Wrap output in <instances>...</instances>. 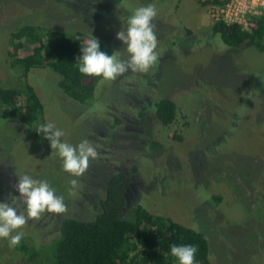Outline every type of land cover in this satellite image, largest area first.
Returning <instances> with one entry per match:
<instances>
[{
	"label": "rangeland",
	"instance_id": "1",
	"mask_svg": "<svg viewBox=\"0 0 264 264\" xmlns=\"http://www.w3.org/2000/svg\"><path fill=\"white\" fill-rule=\"evenodd\" d=\"M147 4L157 8L158 38V60L147 73L129 70L101 82L94 101L80 105L57 88L55 73L31 72L46 122L63 131L62 142L78 145L86 138L98 155L83 175H71L50 142L37 143L30 128L0 118V202L16 204L18 175L48 181L67 212H46L19 230L48 245L62 218L95 217L111 174L134 168L126 216L142 204L203 232L214 264H264V53L222 44L211 35L207 8L195 0H0V85L12 86L19 75L6 64L17 27L79 31L127 59L116 33L135 8ZM158 97L177 105L169 127L142 110ZM155 142L161 147L150 152ZM17 207L26 212L23 203ZM0 264L26 263L0 239Z\"/></svg>",
	"mask_w": 264,
	"mask_h": 264
},
{
	"label": "trees",
	"instance_id": "2",
	"mask_svg": "<svg viewBox=\"0 0 264 264\" xmlns=\"http://www.w3.org/2000/svg\"><path fill=\"white\" fill-rule=\"evenodd\" d=\"M195 2L202 8L223 4L220 0ZM210 29L211 35L230 49L253 48L264 53V15L257 17L250 32L239 25L223 22H212ZM89 38L91 35L79 31H56L33 24H23L11 32L6 64L19 75L12 86L0 85V118L16 120L30 128L31 138L37 143L49 142L42 133H37L39 126L47 122L45 106L30 84V74L35 70H49L58 76L57 88L70 100L80 105L91 104L98 86L104 81L78 71L80 49ZM98 41L101 51L109 55L114 52L111 45ZM25 46L31 49L24 52ZM145 109L151 111L163 127L171 126L177 116L176 103L167 97H158L142 108ZM172 138L182 140L177 134ZM160 147L155 142L149 149L154 152ZM135 171L134 168L131 172L121 170L107 178L93 219L62 218L58 237L48 245L37 244L31 237L23 236L14 248L9 247L6 239V247L26 264H178L170 247L194 245L198 248L196 264H214L209 258V243L203 232L157 215L142 204L131 210L130 217L126 216V194ZM212 199L215 203L221 201L219 196H212Z\"/></svg>",
	"mask_w": 264,
	"mask_h": 264
},
{
	"label": "clouds",
	"instance_id": "3",
	"mask_svg": "<svg viewBox=\"0 0 264 264\" xmlns=\"http://www.w3.org/2000/svg\"><path fill=\"white\" fill-rule=\"evenodd\" d=\"M156 16L154 4L139 6L116 33V39L126 46L127 59H121L116 51L111 55L101 51L98 39L91 35L80 49L81 55L77 62L79 73L99 77L103 81H113L129 70L147 73L158 60V38L153 23ZM37 133H42L44 139L50 142L51 149L57 150L64 171L71 175H83L90 160L98 155L94 145L86 138L78 145L62 142L63 131L52 123L41 124ZM71 183L75 186L77 181L72 180ZM15 188L19 193V197H13L16 204L0 202V239H7L9 247L13 248L20 244L24 233L19 230L29 220H39L46 212L64 214L68 210L63 197L56 195L55 189L46 180L34 179L27 174L18 175ZM20 203L25 205V213L18 212L17 205ZM197 251L194 245L170 247V253L178 264H196Z\"/></svg>",
	"mask_w": 264,
	"mask_h": 264
},
{
	"label": "built area",
	"instance_id": "4",
	"mask_svg": "<svg viewBox=\"0 0 264 264\" xmlns=\"http://www.w3.org/2000/svg\"><path fill=\"white\" fill-rule=\"evenodd\" d=\"M223 4H210L207 13L212 22L236 24L250 32L257 17L264 15V0H220Z\"/></svg>",
	"mask_w": 264,
	"mask_h": 264
}]
</instances>
